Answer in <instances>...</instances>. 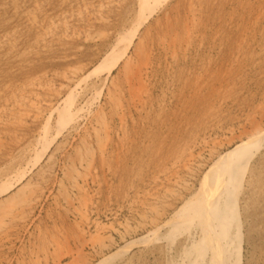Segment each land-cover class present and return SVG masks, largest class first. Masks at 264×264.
I'll return each mask as SVG.
<instances>
[{
  "label": "rangeland",
  "instance_id": "374dc122",
  "mask_svg": "<svg viewBox=\"0 0 264 264\" xmlns=\"http://www.w3.org/2000/svg\"><path fill=\"white\" fill-rule=\"evenodd\" d=\"M76 1L0 0V264H186L200 232L180 213L218 157L264 131V0ZM262 143L239 233L218 242L206 213L220 264H264Z\"/></svg>",
  "mask_w": 264,
  "mask_h": 264
},
{
  "label": "bare ground",
  "instance_id": "6f19581e",
  "mask_svg": "<svg viewBox=\"0 0 264 264\" xmlns=\"http://www.w3.org/2000/svg\"><path fill=\"white\" fill-rule=\"evenodd\" d=\"M78 1V0H77ZM76 1V2H77ZM82 1V0H81ZM86 1V0H85ZM143 1L142 4L144 3V0H141ZM140 1V2H141ZM146 1V0H145ZM148 1V0H147ZM150 2L153 1V3H156L158 2L159 0H149ZM148 1V2H149ZM99 2V1H97ZM149 2V3H150ZM80 3V2H79ZM78 3V4H79ZM90 3V2H89ZM100 3V2H99ZM82 4V2H81ZM85 4V3H84ZM94 3H92L93 5ZM140 6L139 4V9L140 7H145L144 4ZM86 5V4H85ZM90 5V4H88ZM95 5V4H94ZM97 6V5H96ZM147 6V4H146ZM150 6V5H149ZM86 7V6H85ZM89 7V6H88ZM86 7V8H88ZM138 7V5L136 6ZM148 7V6H147ZM146 7V8H147ZM145 8V9H146ZM78 9V8H76ZM84 9V8H83ZM93 9V8H92ZM144 9V10H145ZM150 9V7H149ZM85 10V9H84ZM148 10V9H147ZM79 11V10H77ZM65 12V11H64ZM90 12V11H88ZM144 12V11H143ZM142 12V13H143ZM62 13V12H61ZM66 13V12H65ZM95 13V12H94ZM138 13V12H137ZM32 14V13H31ZM68 14V13H67ZM141 14V13H139ZM63 15V14H62ZM65 15V14H64ZM145 15V14H144ZM143 15V16H144ZM29 16H33V15H29ZM137 18H136V21L138 19V15L136 14ZM46 17V16H45ZM140 17H142V14L140 15ZM37 18V17H36ZM62 18V17H60ZM27 19H30L27 18ZM38 19H40V17H38ZM46 19V18H45ZM55 19V18H54ZM53 19V20H54ZM26 20V19H25ZM61 20V19H60ZM66 20V19H64ZM140 20V21H139ZM139 25H141L140 22L141 19H139ZM40 21V20H39ZM52 21V20H51ZM50 21V22H51ZM35 22V21H34ZM48 22V21H46ZM54 22V21H53ZM52 23V22H51ZM55 23V22H54ZM56 23L58 24V21H56ZM55 23V25H56ZM138 23V22H137ZM28 24V23H27ZM30 24V23H29ZM37 24V21L36 23ZM44 24V23H43ZM47 24V23H46ZM50 24V23H49ZM53 24V23H52ZM64 24V23H62ZM67 24V23H66ZM136 24V23H135ZM38 25V24H37ZM137 25V24H136ZM136 25H134L136 27ZM28 27V25H26ZM34 26V25H32ZM41 26V24H40ZM48 26V25H46ZM45 26V27H46ZM61 26V25H59ZM138 26V25H137ZM30 27V25H29ZM35 27V26H34ZM58 27V26H57ZM139 27V26H138ZM33 28V27H32ZM36 28V27H35ZM39 29V27H37ZM53 28V27H52ZM62 28V27H61ZM133 28V27H132ZM37 29V30H38ZM42 29V28H41ZM47 29V27H46ZM49 29V28H48ZM51 29V28H50ZM136 31V29H134ZM39 31V30H38ZM37 31V32H38ZM47 31V30H46ZM135 31L134 32H130L132 35L128 36V38H126L125 36H127V34L124 36L126 40V43H124V46L122 48V50L120 49V53H115V55H113L112 59H113V63L111 64L110 66V69L112 67H114L118 61L120 60V58L126 54V51L130 48V46L133 44V39H134V35H135ZM129 33V34H130ZM43 34V33H42ZM46 35H47V32H46ZM48 36V35H47ZM123 36L121 37L123 39ZM45 37V36H44ZM6 38V36H5ZM120 38L119 41L117 42H120L122 39ZM136 38V37H135ZM125 39H123L125 41ZM122 40V41H123ZM138 41V40H137ZM141 42L142 41H138L136 42L137 45L133 46V49L136 50L138 49V46L141 45ZM123 45V44H122ZM11 47V46H10ZM9 47V48H10ZM115 52V51H114ZM108 54V53H107ZM106 54V55H107ZM130 60V59H129ZM131 61V60H130ZM127 64V60L126 62L124 63V65L126 66ZM77 71V70H76ZM75 73V72H74ZM79 73V72H78ZM94 73V72H93ZM96 73V72H95ZM71 74V73H70ZM76 74V73H75ZM72 76V75H71ZM69 77V76H68ZM77 77V76H76ZM75 78V77H74ZM66 80V79H65ZM76 81V80H75ZM74 82V81H73ZM81 83V82H80ZM70 85V84H69ZM68 85V86H69ZM72 85V84H71ZM77 86V85H76ZM65 87V86H64ZM76 89V88H75ZM72 90V88H71ZM80 91V90H79ZM26 95V94H25ZM23 96V95H22ZM24 97V96H23ZM57 97V96H56ZM55 97V98H56ZM28 98V97H27ZM53 98V97H52ZM24 99V98H23ZM50 99V98H49ZM74 100V99H73ZM51 101V100H50ZM49 101V102H50ZM23 102V101H22ZM31 102V101H30ZM67 102V101H66ZM52 103V101H51ZM49 104V103H48ZM66 107L62 114L58 115V116H61V118H63V116H68V117H71V112L69 111V108L70 106L66 105L64 106ZM52 108V106H51ZM3 109V108H2ZM51 109L49 108V111ZM71 110V109H70ZM77 114V113H76ZM74 115V114H73ZM72 115V116H73ZM50 117V116H49ZM67 118V117H66ZM48 120V119H47ZM63 120V119H62ZM60 119V122L62 121ZM67 120H70L67 118ZM46 121V120H45ZM64 124L65 121L63 120ZM63 122H62V125H63ZM61 124V123H60ZM68 124V123H67ZM255 124V123H254ZM257 125V124H256ZM61 126V125H60ZM64 126V125H63ZM105 128V127H104ZM254 127H252V130H251V133L253 132V129ZM257 129V128H256ZM255 129V131H256ZM108 130V129H107ZM60 131V130H59ZM254 133L251 134V136L248 135V141L247 142H241L240 145H238L234 151L232 152H228V153H225L223 155H221L220 157H218V159L214 162V165L211 166L209 168V170L206 172L204 178H203V181L200 183V186L198 188V191L196 192L194 198H192L190 200V202L188 203V205H186L184 207V209L182 210V212L180 213V217L178 218V220L175 222L177 223V227L178 229H181L182 226H187L189 227L190 224L194 223L193 225L197 228H199V232H200V235H197L196 237H194V234H191V233H187L186 235V239L188 242H191L192 239L194 240H199V246H200V249L198 251V255H196L195 257V252L193 251V249L191 248H188L187 250H185L183 253L184 255L187 257V260L185 258H183L184 260L183 261H187L185 262L186 264H203L205 262V258L207 255L210 256V258L214 261V264H220L217 259L219 257V250H210L209 251V244H210V240H211V235H210V230H208L206 227H205V217H206V213H210L211 217H212V223H213V230H214V234H215V231H216V239L218 240V242H221L224 234H226L230 229L232 228H237L236 231H234V234L236 233H239V218H238V196H239V193L242 189V186H243V177L245 175V173L247 172V165L248 164V161L249 159H252L251 157L254 156V154H252L253 152L252 151V148H254L255 152H257L256 150L259 149L262 142H264V131H259L258 133ZM106 132V130H105ZM257 132V131H256ZM214 142V141H213ZM52 143V142H51ZM50 144V143H49ZM263 144V143H262ZM47 146V144H46ZM45 146V147H46ZM49 146V145H48ZM263 147V146H262ZM42 148V147H41ZM261 148V147H260ZM215 149V148H214ZM189 150V149H188ZM213 150V148H210V151ZM34 151V150H33ZM42 151V150H41ZM46 151V150H45ZM259 151V150H258ZM213 152V151H212ZM234 152H238V156L239 159H234L233 158V154ZM188 153V151L186 152ZM214 153V152H213ZM212 153V154H213ZM258 153V152H257ZM41 155V154H40ZM42 156V155H41ZM87 156V155H86ZM189 157L186 158L187 159V162H185L183 164V168L184 170L188 171L190 168H191V160H193L194 162V159H196V157L193 159V158H190L192 155H188ZM197 156V155H196ZM213 156V155H212ZM39 157V156H38ZM82 157V156H81ZM187 157V156H186ZM199 157V156H198ZM185 159V160H186ZM251 162V161H250ZM253 163V162H252ZM251 164V163H250ZM175 165V164H174ZM89 166V165H88ZM169 166V165H168ZM176 166V165H175ZM172 167V166H171ZM177 168V167H176ZM182 168V169H183ZM251 168V165L249 167V169ZM171 169V168H170ZM179 169V168H178ZM177 169V170H178ZM176 171V170H174ZM173 172V171H172ZM250 172V171H249ZM164 173V172H162ZM176 173V172H175ZM171 174V173H169ZM174 174V173H172ZM247 174V173H246ZM175 175V174H174ZM173 175V176H174ZM164 177V176H163ZM177 177V176H176ZM173 178V177H172ZM242 178V180H241ZM246 181H244V185L245 184H249L250 182V178H251V174L248 175V177H246ZM165 179V178H164ZM176 179V178H175ZM174 182H178V181H175ZM179 178H177L178 180ZM167 180V179H166ZM170 180V179H169ZM161 181V180H159ZM172 182V180L170 181ZM173 182V183H174ZM183 182V181H181ZM163 185V184H162ZM180 185V184H179ZM227 185V187H226ZM12 187V186H11ZM244 187V186H243ZM166 189H168L167 187H165ZM24 189V188H23ZM22 189V191H23ZM157 189V188H156ZM8 190V188H7ZM5 191V190H4ZM20 196V195H19ZM147 196V195H146ZM148 197V196H147ZM22 200V199H21ZM132 200V199H131ZM138 200V199H137ZM148 202V201H147ZM7 203V202H6ZM141 204V203H140ZM147 206V205H146ZM142 207H144V204L142 205ZM148 207V206H147ZM3 208V207H2ZM5 208V207H4ZM143 209V208H142ZM152 209V207L150 208ZM225 209V210H223ZM240 209V208H239ZM1 210V209H0ZM133 210V209H132ZM146 210V209H145ZM144 210V212H145ZM226 210H228V217L225 218V212ZM148 211V210H147ZM141 212V211H140ZM150 212V211H148ZM82 215V214H81ZM150 219V218H149ZM146 221V220H145ZM151 221V219L149 220ZM153 222V221H152ZM156 222V221H155ZM154 222V223H155ZM149 223V222H148ZM157 223V222H156ZM169 221L167 222V225H168ZM171 223V222H170ZM152 224V223H150ZM158 224V223H157ZM96 226V225H95ZM155 226V225H154ZM161 226V225H160ZM185 226V227H186ZM186 227V228H187ZM194 227V228H195ZM192 228V230H196ZM185 229V228H184ZM157 230V229H156ZM186 230V229H185ZM183 231V230H181ZM187 231V230H186ZM189 231V230H188ZM173 232V231H172ZM171 232V233H172ZM157 233V232H156ZM179 233V232H178ZM241 233V232H240ZM182 235V233H180ZM179 234V235H180ZM197 234V233H196ZM171 235V234H170ZM172 237L174 236L173 234L171 235ZM177 236V235H176ZM192 245V243L190 244ZM238 252V251H237ZM236 252V254L234 255V260L229 262L228 264H238L239 262V255L238 253ZM121 254V253H119ZM116 256V254H115ZM118 256V255H117ZM116 256V257H117ZM121 256V255H120ZM182 258V257H181ZM119 262V261H118ZM178 262V261H177ZM126 262H122L121 264H125ZM183 263V262H182ZM120 264V263H119ZM179 264V262H178Z\"/></svg>",
  "mask_w": 264,
  "mask_h": 264
}]
</instances>
